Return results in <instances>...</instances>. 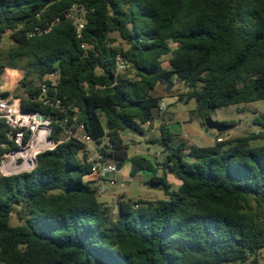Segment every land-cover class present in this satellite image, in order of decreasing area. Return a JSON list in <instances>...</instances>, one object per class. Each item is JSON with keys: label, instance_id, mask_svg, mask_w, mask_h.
<instances>
[{"label": "trees", "instance_id": "1", "mask_svg": "<svg viewBox=\"0 0 264 264\" xmlns=\"http://www.w3.org/2000/svg\"><path fill=\"white\" fill-rule=\"evenodd\" d=\"M6 36L0 88L5 70L23 73L14 97L54 116V147L31 171L0 175V264H259L264 114L254 120L260 131L211 146L178 140L161 124L148 141L163 147L159 160L130 157L123 134L145 136L163 117L155 92L173 79L187 89L179 100H195L190 121L202 127L218 108L264 100V0H0V46ZM56 68L48 94L68 110L35 100ZM75 113L105 162H128L133 178L149 173L146 184L165 198L120 200L116 214L100 201L87 144L63 138V119ZM9 131L1 120L0 162L15 147Z\"/></svg>", "mask_w": 264, "mask_h": 264}, {"label": "rangeland", "instance_id": "2", "mask_svg": "<svg viewBox=\"0 0 264 264\" xmlns=\"http://www.w3.org/2000/svg\"><path fill=\"white\" fill-rule=\"evenodd\" d=\"M115 38L114 45H121V40L117 34L113 35ZM12 46V41L6 36L0 46V49L5 51ZM124 46V44H122ZM125 47V46H124ZM122 73H126L125 71ZM23 73L20 71H14L11 69L5 70L1 75V88L0 93H8L10 97H14V93L17 91V86L21 80ZM171 88L167 89L165 85L159 84L157 86L155 94L162 97V102L165 103L166 109L163 112V117H156L153 122V126L149 132H146L145 136L124 133L123 138L126 143L130 145L129 155H143L145 157L154 160L155 153L156 158L161 159L160 151L163 147L159 144L148 143L149 140L159 136V129L161 124L174 134L177 135L178 140H184L189 144H195L198 146H211L215 144V139L207 136L200 125L198 120H190V111L196 108V102L194 99L189 100L188 96H184L183 100H179L181 94L186 92V88L183 85L177 83L175 79L171 82ZM16 98V97H14ZM189 100V101H188ZM264 114V100L252 102L249 104H238L229 107H222L215 110L211 118L219 123L228 122L235 126L227 129L225 133L219 135L215 131H211L214 137L221 136L223 141L233 139L248 133L260 131V126L254 123L256 117ZM263 141L254 142L253 145H260ZM37 145V144H36ZM54 142L51 145L41 148V152L52 149ZM90 153L88 159L97 153L96 145L93 143L87 144ZM130 164L126 162L124 166L115 173V183L106 185L100 180H93V186L107 187V191H99V200L107 202L114 210L116 214L118 210V202L120 200H159L165 198L164 191L159 187H152L142 182L141 178H133L129 175ZM24 172V171H21ZM96 177V176H94ZM170 181L175 184V188L179 185V181L170 175ZM259 264H264V251L260 253L258 258Z\"/></svg>", "mask_w": 264, "mask_h": 264}, {"label": "built area", "instance_id": "3", "mask_svg": "<svg viewBox=\"0 0 264 264\" xmlns=\"http://www.w3.org/2000/svg\"><path fill=\"white\" fill-rule=\"evenodd\" d=\"M73 19L74 24L77 27L78 33L83 28V23L79 18H74V16H69ZM48 28L44 31L36 29L35 33L42 34L50 31ZM33 33V34H35ZM129 67L126 59L122 54H118L116 58V69L117 72H123ZM60 80V70L56 68L54 71L46 74L40 83V96L38 99L43 106L59 109L68 110L61 106V99L58 97H50L49 89L50 87L56 86ZM160 109L165 110V103L161 102ZM72 110V109H71ZM73 112H77L73 109ZM54 119L53 115L44 116L37 111H27L22 109L21 101L19 98H14L6 96L0 99V121L3 120L5 124L9 127V138L13 141L15 147L8 151L1 159L0 162V175L8 176L16 173H21V171L28 172L35 167V159L41 150L32 154L33 146L38 144L40 133L43 129L46 130L45 139L51 140L50 134L52 131L51 123ZM78 115H66L62 122L63 128V138L65 139H76L82 143L88 144L92 143L91 137L85 131V125L80 123L78 120ZM28 136V139H26ZM216 142H222L223 138L221 136L214 137ZM92 165V175L96 176L98 179L106 185L110 183L113 185L115 180H108L105 177L108 174L116 173V165L111 162H105L103 156L100 153H95L89 158ZM24 165H28L25 169H22L16 173H7L6 170L13 168H20ZM100 186L99 191L104 192L107 187ZM138 205H134V209H137Z\"/></svg>", "mask_w": 264, "mask_h": 264}, {"label": "water", "instance_id": "4", "mask_svg": "<svg viewBox=\"0 0 264 264\" xmlns=\"http://www.w3.org/2000/svg\"><path fill=\"white\" fill-rule=\"evenodd\" d=\"M171 85L172 83H169L167 89H170ZM2 98H5V97H2ZM202 130L207 136L214 138L211 131H215L217 133H225L227 131V127L224 124L216 122L211 117H209L204 120V126L202 127ZM35 166H36V159H35ZM120 169L121 167L119 165L116 166V171H119ZM114 176L115 174L111 173V174H108L105 178L111 181L114 179Z\"/></svg>", "mask_w": 264, "mask_h": 264}, {"label": "bare ground", "instance_id": "5", "mask_svg": "<svg viewBox=\"0 0 264 264\" xmlns=\"http://www.w3.org/2000/svg\"><path fill=\"white\" fill-rule=\"evenodd\" d=\"M45 135H46V130L43 129L40 133V136H39V140H38V144L37 145H34L33 146V149H32V154H35L36 152H38L39 150H41V148H44L46 146H49L51 145L52 141L51 140H48L45 139ZM28 165H24L20 168H13V169H9V170H6L7 173H16V172H19L21 171L22 169H25Z\"/></svg>", "mask_w": 264, "mask_h": 264}, {"label": "crops", "instance_id": "6", "mask_svg": "<svg viewBox=\"0 0 264 264\" xmlns=\"http://www.w3.org/2000/svg\"><path fill=\"white\" fill-rule=\"evenodd\" d=\"M15 71V70H14ZM189 123H192V121H190L189 120ZM112 163V162H111ZM141 178V180H142V182H144L145 184H146V181L149 179V177H150V174L149 173H147V172H142V173H140L139 175H137L136 177H134V178ZM100 180V179H98L97 177H94V175H91V176H89L88 177V180H91V181H93V180ZM114 180H115V176H114ZM101 181V180H100ZM102 182V181H101ZM99 187V186H98ZM107 191V190H106Z\"/></svg>", "mask_w": 264, "mask_h": 264}]
</instances>
